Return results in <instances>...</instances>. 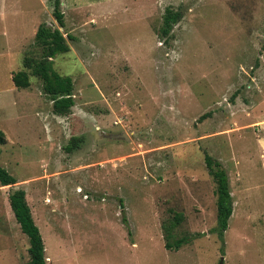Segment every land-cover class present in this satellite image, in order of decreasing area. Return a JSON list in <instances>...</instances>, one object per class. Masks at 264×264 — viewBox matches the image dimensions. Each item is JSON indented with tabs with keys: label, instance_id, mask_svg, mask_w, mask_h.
<instances>
[{
	"label": "rangeland",
	"instance_id": "rangeland-1",
	"mask_svg": "<svg viewBox=\"0 0 264 264\" xmlns=\"http://www.w3.org/2000/svg\"><path fill=\"white\" fill-rule=\"evenodd\" d=\"M61 2L64 29L54 0H0V167L18 182L0 185V264L30 259L16 189L47 264H264V0ZM168 9L182 19L163 40ZM44 24L73 39L54 60L75 84L65 116L38 78L12 81ZM207 154L229 177L223 239Z\"/></svg>",
	"mask_w": 264,
	"mask_h": 264
},
{
	"label": "trees",
	"instance_id": "trees-1",
	"mask_svg": "<svg viewBox=\"0 0 264 264\" xmlns=\"http://www.w3.org/2000/svg\"><path fill=\"white\" fill-rule=\"evenodd\" d=\"M61 0H54V18L60 28L66 27L65 15L61 10ZM182 19V14L168 9L164 15L163 24L159 35L161 39L167 40L175 27ZM60 28H52L46 24L41 25L35 37V42L39 53H33L26 56L23 60V70L12 74L14 87L17 89H29L31 86V77H36L42 82V91L44 95L53 104V112L59 116H65L76 105L74 90L75 84L71 77H64L54 69V60L58 55H65L71 51L67 38L73 40L71 36H64ZM208 115L203 116L205 119ZM82 138H72L71 146L68 152L79 149ZM0 144H7L4 132L0 131ZM205 163L210 175L217 184V233L223 239L224 233L228 229L229 220L233 215L234 206L230 191L229 177L222 164L206 155ZM17 179L14 178L5 168L0 167V185L9 187L16 185ZM26 191L16 189L9 195L10 206L14 212L16 220L21 230L29 238V256L26 264H47L45 255V244L39 227L36 225L31 208L26 199ZM183 221V217H175V226ZM187 243L185 238L177 240L174 245L166 243L169 250H179Z\"/></svg>",
	"mask_w": 264,
	"mask_h": 264
},
{
	"label": "crops",
	"instance_id": "crops-1",
	"mask_svg": "<svg viewBox=\"0 0 264 264\" xmlns=\"http://www.w3.org/2000/svg\"><path fill=\"white\" fill-rule=\"evenodd\" d=\"M16 88V87H15ZM13 89V88H12ZM17 89V88H16Z\"/></svg>",
	"mask_w": 264,
	"mask_h": 264
}]
</instances>
